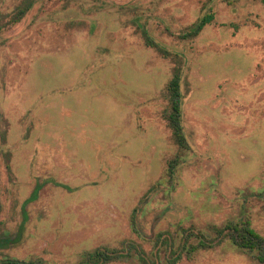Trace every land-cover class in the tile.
<instances>
[{
  "label": "rangeland",
  "instance_id": "374dc122",
  "mask_svg": "<svg viewBox=\"0 0 264 264\" xmlns=\"http://www.w3.org/2000/svg\"><path fill=\"white\" fill-rule=\"evenodd\" d=\"M26 3L0 0V237L15 239L28 213L0 259L78 264L133 243L109 264H145L139 252L150 264H264L213 227L264 237V0H35L10 24ZM208 12L199 36L181 37ZM144 26L173 55L148 46ZM176 65L189 150L165 115Z\"/></svg>",
  "mask_w": 264,
  "mask_h": 264
},
{
  "label": "trees",
  "instance_id": "16d2710c",
  "mask_svg": "<svg viewBox=\"0 0 264 264\" xmlns=\"http://www.w3.org/2000/svg\"><path fill=\"white\" fill-rule=\"evenodd\" d=\"M34 1L35 0H27L26 4L20 6L11 17L10 24H16L20 22L22 18L31 10ZM214 17L215 16L212 12L204 14L186 32H184L181 37L184 39L196 38L205 29V27L214 20ZM1 29L2 27H0V31ZM142 33L148 46L157 49L165 57H170L171 55H173L165 45L158 42L153 37L148 28H146L145 26L142 28ZM174 55L175 57H180L179 54ZM180 66L181 65H176L174 75L168 84V98L170 107L166 111L165 115L168 121V125L172 130L173 138L176 144L182 150H189L191 148V144L184 126V94L182 92L183 69L181 68L182 66ZM179 165V159H174L170 163L169 173L171 176L176 173ZM57 184L71 190V188L69 186H66L65 184ZM41 188L42 184L40 183L37 185L32 196L26 201L25 204L29 203V201L36 200L39 196ZM137 211H135L133 214L132 226L133 231L141 235L142 232L138 222ZM23 216L24 219L21 223L17 237L15 239H10V237H0V248L8 247L12 243H18L21 241L26 229L28 213L24 211ZM240 223L241 222H228L223 227H213L218 235H225V237H227L228 233L231 234V237L229 236V240L239 247L249 248L250 250L255 251V253H259L257 256L258 259L260 260V262L264 263V254H261L264 249V237H262L252 228H244L240 226ZM189 233L190 234L188 238L190 239L194 234L192 233V230ZM200 233L202 234V236L204 235V237H206L203 232ZM204 237L199 239V242L197 244L184 243L183 248L186 250V254L192 255L194 252L200 250L201 248L207 247L208 244ZM210 246L211 245H209L208 247ZM133 247H135L133 243H130L128 245L126 244L123 249L110 248L108 246L98 247L94 250L84 252L82 255V259L78 264H109L113 261L130 256ZM137 254L139 255V260H141L145 264H150L143 252H139ZM176 254H178V256L173 258V263H175L178 259H180V257H182L181 253ZM0 264H42V261L38 258L33 260H21L11 256H5L4 258L0 259Z\"/></svg>",
  "mask_w": 264,
  "mask_h": 264
}]
</instances>
